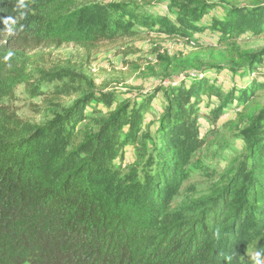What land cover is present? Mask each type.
Instances as JSON below:
<instances>
[{
    "label": "trees",
    "instance_id": "1",
    "mask_svg": "<svg viewBox=\"0 0 264 264\" xmlns=\"http://www.w3.org/2000/svg\"><path fill=\"white\" fill-rule=\"evenodd\" d=\"M165 9L0 0V264H252L246 249L264 250V47L240 46L264 37V0H167ZM135 26L190 45L209 29L216 40L186 54L158 53L159 71L148 69L163 82L128 99L98 87L90 60L104 42L139 34ZM68 45L83 50L80 65L52 61ZM223 73L236 81L229 89L219 84ZM52 82L61 84L41 91ZM20 86L44 96L52 119L19 116ZM62 96L70 106L58 103ZM158 98L149 148L141 139ZM230 112L222 126L245 142L243 153L208 193L174 202L200 148V114L217 122ZM139 139L147 160L123 173Z\"/></svg>",
    "mask_w": 264,
    "mask_h": 264
},
{
    "label": "rangeland",
    "instance_id": "2",
    "mask_svg": "<svg viewBox=\"0 0 264 264\" xmlns=\"http://www.w3.org/2000/svg\"><path fill=\"white\" fill-rule=\"evenodd\" d=\"M100 2H120L134 1L143 7L151 15L157 13L170 14L166 11L165 3L167 0H94ZM238 3H249V0H231ZM134 29V30H133ZM138 26H135L130 31H140ZM198 44H186L185 41L167 36L163 33H158L153 29H142L135 37L123 36L116 42H104L100 49L95 52L90 60L92 76L94 77L98 87L105 91H114L116 94L122 95L125 98H130L134 94H143L145 92L154 91L156 86L161 84L159 75L152 74L148 67H154L156 72L157 54L168 53L175 55L179 53H189L191 50H200L208 47L211 42H215L216 34L211 30L197 35ZM240 46L242 50L260 49L264 47V37H247L241 39ZM85 54L83 50L75 45H68L61 51L54 54L53 62H71L72 65H80ZM35 72V70L33 69ZM264 72V69L262 70ZM35 72V77H37ZM182 76V75H181ZM231 75L225 73L220 75V83L224 88L229 89L236 83ZM61 82L41 83L40 89L45 93L54 91ZM242 85V83H237ZM17 100L13 106L17 109L19 116L36 124H45L52 119V111H48V105L43 102L44 96H32L27 93L24 86H20L16 92ZM160 97V95H159ZM71 98V97H69ZM68 96H62L58 100L61 105L70 106L72 101ZM205 101L207 98H204ZM115 107V104L113 105ZM161 107L159 98L152 104L147 112V137L141 140H146L148 147L152 143L151 138L154 137L155 128L160 117ZM203 112L207 109L203 106ZM87 113H90V106L86 108ZM234 112L228 113L217 122H213L207 115L200 114L199 127L206 125L205 133L200 134V148L190 156L189 163L186 166L187 178L183 181L179 192L174 196V202L190 200L191 198L200 197L208 193L222 174L223 169L236 156L243 153L245 142L237 139L232 133L226 131L222 126L229 119H233ZM221 143V147L228 144L227 149L220 157L216 154L220 152L221 147L216 142ZM227 141V142H226ZM134 147H129L126 151L124 165L122 166L123 173L130 171L132 168H141L147 160V151L143 145H140V139L133 144ZM256 248L249 247L246 249L243 260L254 262V253Z\"/></svg>",
    "mask_w": 264,
    "mask_h": 264
},
{
    "label": "clouds",
    "instance_id": "3",
    "mask_svg": "<svg viewBox=\"0 0 264 264\" xmlns=\"http://www.w3.org/2000/svg\"><path fill=\"white\" fill-rule=\"evenodd\" d=\"M9 31H11V29H9ZM214 236H216V238H219V230L218 229L214 232ZM253 259H254L255 264H264V250L256 251L254 253Z\"/></svg>",
    "mask_w": 264,
    "mask_h": 264
},
{
    "label": "built area",
    "instance_id": "4",
    "mask_svg": "<svg viewBox=\"0 0 264 264\" xmlns=\"http://www.w3.org/2000/svg\"><path fill=\"white\" fill-rule=\"evenodd\" d=\"M205 131H206V125H203V126H202V130H201V133H203V134H204V133H205Z\"/></svg>",
    "mask_w": 264,
    "mask_h": 264
}]
</instances>
